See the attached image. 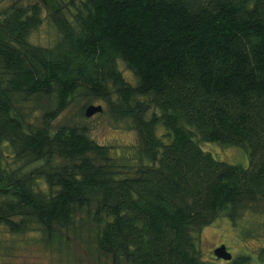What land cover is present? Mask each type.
<instances>
[{
    "label": "trees",
    "instance_id": "16d2710c",
    "mask_svg": "<svg viewBox=\"0 0 264 264\" xmlns=\"http://www.w3.org/2000/svg\"><path fill=\"white\" fill-rule=\"evenodd\" d=\"M43 11L50 47L28 41ZM81 99L128 123L138 165L55 123ZM247 212L264 215V0H0V229L73 237L94 264H214L195 235Z\"/></svg>",
    "mask_w": 264,
    "mask_h": 264
},
{
    "label": "rangeland",
    "instance_id": "374dc122",
    "mask_svg": "<svg viewBox=\"0 0 264 264\" xmlns=\"http://www.w3.org/2000/svg\"><path fill=\"white\" fill-rule=\"evenodd\" d=\"M15 0H6L10 4ZM24 5L33 4L36 0H18ZM43 11L41 25L34 30L28 41L41 47H50L58 38L55 28L46 19ZM123 75L131 80V74L123 64L117 62ZM85 102L81 99L72 103L57 119L56 124L68 123L85 125L89 129V136L99 145L112 147V155L128 161L135 167L138 165L137 157H134L137 139L134 131L129 129L127 122H114L107 113L95 114L90 118L82 116V108ZM94 106H101L105 111V105L101 101L93 102ZM86 106H88L86 104ZM86 106L84 108H86ZM165 133L162 127H158L156 135L161 137ZM200 148L209 153L215 160L231 165L247 168L249 165L247 153L244 149L235 146H222L217 143L199 142ZM144 164H148L144 161ZM196 246L203 260L214 264H228L229 262L216 259L213 251L225 246L232 260L240 255L251 257L249 264H264L258 260V253L264 248V215L245 213L239 222L232 226L225 218H219L211 225L203 228L196 236ZM41 236L37 231L24 234H11L4 227L0 229V264H94L95 257L86 252V248L80 242L71 237L63 246L47 247L41 243Z\"/></svg>",
    "mask_w": 264,
    "mask_h": 264
},
{
    "label": "water",
    "instance_id": "95a60500",
    "mask_svg": "<svg viewBox=\"0 0 264 264\" xmlns=\"http://www.w3.org/2000/svg\"><path fill=\"white\" fill-rule=\"evenodd\" d=\"M101 112H102L101 106L90 105V106L86 107L84 115L86 118H90L95 114H100ZM213 255L216 259L223 260L226 262H230L232 260V256L230 253H228L225 246H220V247L216 248L213 251Z\"/></svg>",
    "mask_w": 264,
    "mask_h": 264
}]
</instances>
